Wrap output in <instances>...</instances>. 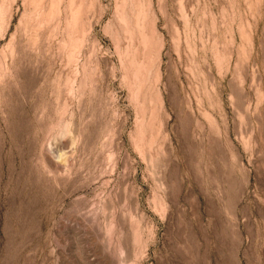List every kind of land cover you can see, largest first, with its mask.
<instances>
[{
  "label": "rangeland",
  "instance_id": "1",
  "mask_svg": "<svg viewBox=\"0 0 264 264\" xmlns=\"http://www.w3.org/2000/svg\"><path fill=\"white\" fill-rule=\"evenodd\" d=\"M0 264H264V0H0Z\"/></svg>",
  "mask_w": 264,
  "mask_h": 264
}]
</instances>
